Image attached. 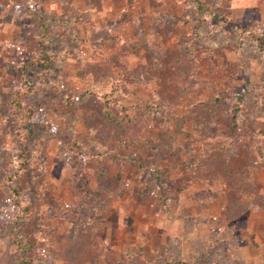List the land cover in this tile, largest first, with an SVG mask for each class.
<instances>
[{
    "label": "rangeland",
    "instance_id": "rangeland-1",
    "mask_svg": "<svg viewBox=\"0 0 264 264\" xmlns=\"http://www.w3.org/2000/svg\"><path fill=\"white\" fill-rule=\"evenodd\" d=\"M211 1L227 18L199 32L190 0H0V264H15V68L42 21L78 103L68 119L40 80L24 99L56 134L31 140L33 264H264V51L244 32L264 30V0Z\"/></svg>",
    "mask_w": 264,
    "mask_h": 264
},
{
    "label": "trees",
    "instance_id": "trees-1",
    "mask_svg": "<svg viewBox=\"0 0 264 264\" xmlns=\"http://www.w3.org/2000/svg\"><path fill=\"white\" fill-rule=\"evenodd\" d=\"M4 4H9L14 0H1ZM190 7L196 12V29L199 31L207 17L217 21L226 20L227 16L220 12L211 0H190ZM200 32V31H199ZM252 42L258 49L264 51V30L257 29L255 31L245 30ZM51 31L42 21L40 30L32 33L30 36L29 47L34 55L31 60L26 61L15 68L16 80L20 85L13 91L11 98V115L10 122L12 123L11 131L9 132L12 148L4 160L6 169L2 171V183L9 187L12 193V200L17 208L14 220L13 234V256L15 264H33L35 259V244L36 236L31 225V207L24 202V191L27 182V173L30 169L29 152L31 149V140H33L37 127H43L48 130L50 135L56 136L52 126L45 124L38 117L35 107L28 106L24 102L27 97L36 94L40 90L38 80L45 85H49L55 99L56 110L62 113L69 119L70 112H75L78 101L71 93L62 91V87L52 79L51 75L58 69L63 61L64 54L56 50L51 44ZM71 53V51H69ZM107 91L103 94L107 104H111L112 95L120 92L118 81L110 82L106 85ZM150 111L155 112L158 118H162V106L158 102L152 103ZM163 112V111H162ZM74 114V113H73ZM66 147L72 149L69 139L63 141ZM76 147V146H75ZM4 152L6 147L2 146ZM81 151L74 153L73 157ZM6 153L0 152V156ZM3 162V163H4ZM7 162V163H6ZM2 163V164H3ZM2 165H0L1 168ZM128 264H134L132 258H129Z\"/></svg>",
    "mask_w": 264,
    "mask_h": 264
}]
</instances>
